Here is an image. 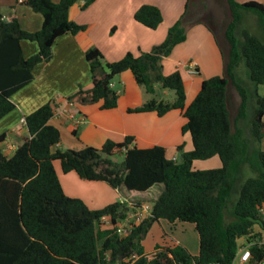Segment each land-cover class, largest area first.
I'll return each instance as SVG.
<instances>
[{"label": "trees", "instance_id": "16d2710c", "mask_svg": "<svg viewBox=\"0 0 264 264\" xmlns=\"http://www.w3.org/2000/svg\"><path fill=\"white\" fill-rule=\"evenodd\" d=\"M21 1L42 17V24L38 31L27 32L16 20L5 21L0 15V120L14 109L10 97L33 80V69L51 59L55 40L85 29L68 18L70 8L80 0ZM94 1L84 0L82 9ZM225 3L228 20L222 31V75L203 80L187 107L181 74L175 71L164 75L161 65L174 47L186 40L189 28L196 24L208 27L201 19H187V5L164 41L150 52L138 56L127 52L117 61L103 62L98 49H88L85 61L92 87H79L66 98L70 103H101V110L114 109L118 95L112 82L129 71L150 98L128 112H153L162 117L178 110L186 120L181 131L189 135L192 149L183 152L179 146L178 159L168 158L161 146L132 147V137L120 143L106 141L99 149L86 146L52 152V147L61 142V135L50 124V103L25 117L29 137L9 158L1 148L5 134L0 135V264H232L240 240L251 242L261 237L264 4L236 0ZM133 18L150 30L162 23L160 9L153 5H142ZM21 41L35 42L37 53L24 58ZM240 64L247 69L246 80L239 75ZM158 90L173 91L175 99H158ZM116 156L122 160L114 161ZM213 157L220 160L219 168L193 167L194 162ZM56 161L63 174L74 172L82 180L103 182L114 190L145 193L160 185L161 192L149 216L120 237L116 225L128 215L127 205L114 202L91 210L82 200L66 196L54 169ZM105 218L110 225L101 229ZM159 221L192 224L198 237L197 254H190L179 244L145 253L141 242ZM250 250V264H256L264 255V247L254 245ZM132 256L136 259L124 262Z\"/></svg>", "mask_w": 264, "mask_h": 264}, {"label": "crops", "instance_id": "0c3cea01", "mask_svg": "<svg viewBox=\"0 0 264 264\" xmlns=\"http://www.w3.org/2000/svg\"><path fill=\"white\" fill-rule=\"evenodd\" d=\"M190 1L95 0L86 9H82L84 0L74 4L68 12V18L85 29L75 35L67 33L58 37L52 46L51 59L38 64L32 71L33 80L10 97L14 109L0 120V135L5 134L1 145L3 155L11 157L22 140L29 137L22 119L46 103H50L53 108L50 124L61 135V142L52 147V152L57 149L79 150L86 146L99 149L106 141L120 143L126 137L133 138L132 147L146 149L161 146L166 150V156L171 159L179 158V146L183 147V152H189L192 144L189 135L182 134L181 129L186 120L180 111L173 110L162 117L153 112H128L129 109L140 107L148 99L144 89L136 84L129 71L121 73L114 78L116 82H112V89L118 95L114 109L101 110V103H70L66 98L79 87L83 90L92 87L89 67L85 61V52L88 49H98L103 56V62L117 61L127 52L135 56L150 52L164 41L168 29L184 13L186 5L187 8L190 6ZM236 1L264 4V0ZM216 3L226 22L228 11L225 0H216ZM200 4H196L192 13L202 11ZM142 5H153L160 9L162 23L156 30H150L134 20V13ZM0 15L5 21L16 20L21 29L27 32H36L41 28L42 17L19 0H0ZM207 26L213 29L209 24ZM20 45L24 58H29L38 51L35 42L21 41ZM218 47L208 27L196 24L188 29L186 40L174 47L171 54L162 60L164 75L175 71L181 74L186 91V107L189 99L199 92L203 80L219 76L222 60ZM188 64L194 66L195 74L186 72ZM259 93L262 94L261 88ZM158 95L168 94L158 90ZM261 144L264 148V139ZM215 158L217 157L206 160L210 162L204 164H194L193 167L197 170L219 168L220 160ZM54 169L65 195L82 200L91 210L121 202L124 199L123 194L143 195L153 189L152 187L145 193L127 192L123 188L114 190L103 182L82 180L74 172L63 174L58 162H54ZM105 221L109 219L105 218ZM157 223L164 226L161 221ZM171 245L178 243L171 241L168 246ZM183 247L191 254L187 245Z\"/></svg>", "mask_w": 264, "mask_h": 264}, {"label": "rangeland", "instance_id": "374dc122", "mask_svg": "<svg viewBox=\"0 0 264 264\" xmlns=\"http://www.w3.org/2000/svg\"><path fill=\"white\" fill-rule=\"evenodd\" d=\"M201 3V4H200ZM196 4H200L202 6V11L192 13V9L196 7ZM222 10V9H221ZM187 19H191L193 21H199L200 19L206 24L210 25L213 29H211L213 33V39L216 42L218 47V51L220 53V60H221V49H224L225 47V40L222 34L223 28L226 25V22H224V17L222 12L220 11V8L218 7V4L216 3V0H191L190 6L188 7V13H187ZM209 27V26H208ZM239 75L243 80L247 79L248 73L247 69L243 64L239 65ZM222 75V69L219 74V76ZM200 78V76H198ZM202 77V76H201ZM116 82V79L114 80ZM143 88V87H142ZM167 96H160L158 95V99H163L165 101L171 102L175 99V95L173 91L166 90L165 91ZM148 98H150L149 95ZM195 96H192L189 101L188 105L193 101ZM230 104L232 103V98L229 96ZM235 103H232V106H234ZM218 160L217 158H215ZM114 161L119 162L122 160L119 156H116L113 158ZM58 162V161H56ZM206 162L210 161H196L194 164H204ZM59 164V162H58ZM193 164V166H194ZM196 169V168H195ZM199 169V168H198ZM214 169V168H213ZM247 176L250 175V173H246ZM161 192V186L157 185L153 187L152 190L149 192L139 195V194H123L122 197L126 200L124 204L128 207V202L133 203L135 202L138 206H146L147 208H151L153 202L158 198ZM121 224V223H120ZM161 224H164V226H160L158 223H154L150 230L148 231L145 238L142 240L141 244L145 251H153L157 246H168L171 241H175L181 246L187 245L191 249V254L196 255L198 252V237L197 233L194 229V226L189 223H182V222H176L175 225H171L166 221H161ZM106 223H104L102 226H100L101 229L108 227ZM258 230V229H255ZM244 243V240L239 241V246Z\"/></svg>", "mask_w": 264, "mask_h": 264}, {"label": "built area", "instance_id": "2783aa9c", "mask_svg": "<svg viewBox=\"0 0 264 264\" xmlns=\"http://www.w3.org/2000/svg\"><path fill=\"white\" fill-rule=\"evenodd\" d=\"M19 2H22V1L19 0ZM186 72L189 74H195L194 66L191 64H188L186 66ZM22 123L23 124L25 123L24 118L22 119ZM121 202L124 203L126 202V200L123 199ZM128 208H129V213L126 216V218L120 222L121 224L118 223L116 225V233L120 237L127 235L129 230L133 226L140 224L145 218L149 216V213H150L149 208H147L146 206H142V205L138 206L135 202L133 203L128 202ZM261 211L264 213V208L261 209ZM102 223L103 224L106 223L107 225H110V222L105 221V219H103ZM261 234L262 235L260 238L257 237L254 240H251V242H247L245 239H243L244 243L239 246L237 255L234 258L232 264H250L253 258L250 248L254 245H256L258 248L264 247V232H262ZM135 259L136 257L132 256L131 258L124 260V262L129 263L130 261L132 262ZM207 264H215V263L211 262ZM256 264H264V255L262 256V259Z\"/></svg>", "mask_w": 264, "mask_h": 264}]
</instances>
